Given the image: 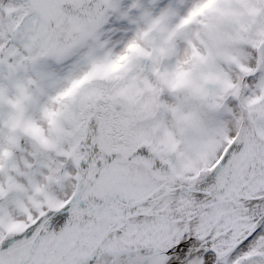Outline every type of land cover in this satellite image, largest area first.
Wrapping results in <instances>:
<instances>
[{
    "label": "rangeland",
    "instance_id": "rangeland-1",
    "mask_svg": "<svg viewBox=\"0 0 264 264\" xmlns=\"http://www.w3.org/2000/svg\"><path fill=\"white\" fill-rule=\"evenodd\" d=\"M244 1L219 0L221 7L238 2L242 5L239 9L249 11L250 5L243 7ZM10 2L20 3L22 10L13 15L16 38L7 36L8 43L16 44L17 40L21 44L19 32L28 30L40 58L58 65L52 70L54 74L19 72L31 75L32 80L20 91L15 86L18 98L9 105V131L14 136L0 143V174L6 173V167L12 180L6 183L10 190L5 191L1 176L0 192L6 198L11 194L13 202L2 208L4 195H0V264H171L175 260L188 264L181 255L198 254L205 247L210 253L216 252L213 245L220 247L231 241L234 226L238 228L240 222L257 228L234 252L252 239L257 241V235L264 233V219L256 217L264 211V170L256 165L261 157L254 156L256 149L248 132L243 136V145L229 148L220 160L219 148L226 147L234 135L227 129L209 133L215 144L211 154L200 150V141L193 137L194 126L185 119L176 123L171 148L161 149L156 144L163 97L168 92L173 95V115L181 96L164 78L166 63L187 69L196 58L201 59V48L195 41L199 42L206 32V0ZM258 6V11L246 14L236 27L239 35L231 39L236 45L241 41L248 53L261 52L264 46V0ZM165 10L188 12L175 24L190 25L193 33L189 38L167 37L163 40L166 49L158 45L160 50L154 57L152 51L158 49L154 48L158 42L153 34ZM227 14L226 19L231 20L233 12ZM117 42L125 47L117 46ZM179 42L181 47L177 48ZM96 44L105 48L101 59L112 53L110 61L93 64L92 48ZM140 46L150 51L132 60L133 48ZM82 49L89 64L79 63L74 72L64 73L65 83L81 80L70 93L69 140L63 150L44 143V138L52 134L51 125L62 108V93L68 86H63L59 69L64 70V64ZM234 53L231 49L222 56L232 60ZM260 60L237 65L234 75L230 73L233 68L225 71L223 77L229 84L220 98L207 93L202 101L209 115L226 108L230 101L239 104L231 112L237 124L252 129L264 140V96L247 100L250 88L246 82L262 72ZM4 67L0 58V69ZM208 71L203 69V83L204 77L211 78L212 72ZM37 92L40 98L35 114L25 105ZM1 139L4 141L3 135ZM182 146L190 147L184 167L179 163ZM47 155H54L60 164L52 178L62 181L55 185L47 178L44 166L38 165ZM68 164L75 172L71 185L65 174ZM236 211L239 221L226 225L225 220L236 216ZM255 245L234 261L218 257L215 264H264V239Z\"/></svg>",
    "mask_w": 264,
    "mask_h": 264
},
{
    "label": "bare ground",
    "instance_id": "bare-ground-1",
    "mask_svg": "<svg viewBox=\"0 0 264 264\" xmlns=\"http://www.w3.org/2000/svg\"><path fill=\"white\" fill-rule=\"evenodd\" d=\"M12 0H0V25H3V29H0V58L4 60L5 67L4 69H0V136L3 135L4 141L1 139L0 143H3L5 141L12 140L13 136L11 133V130L9 131V126H11V114L9 111V105L13 104L15 102V97H17V94H15V86L16 88L22 89V87L29 84V82L32 80L31 75H20V73H25L28 71H37L41 72L42 75L44 74H51L53 73V69L55 67V64L57 63L53 61H47L42 60L37 53L34 46H32V40H30L29 32L28 30L22 32L20 31V36L23 38V41L21 44H19L16 40L15 43H8L7 36H13V38H16V30L13 27V15L19 11L21 12L22 6L20 3H13L10 2ZM175 1V0H174ZM243 1V0H242ZM262 0H245L243 2L244 6L250 5V10H242L239 9L242 7V5H238V2H235L236 5H225L224 7H221L223 4L219 2V0H206V4L208 5L207 9L204 10L203 15L208 14L207 18L209 20L206 21V27H205V35H200V41H195L196 45H199L200 53L202 54L201 59L196 58V60L189 65V67L186 69L184 66H173L170 61L166 63V70L164 73L165 80H169L168 85L171 88H175L178 91H180L181 96L178 100V104L176 107V112L171 115L170 111V102L174 98L171 92H168L162 99L161 102V114L158 121V126L160 127L161 131L158 134L156 138V144L161 148H171L173 145V140L175 139V129H176V123L179 119H185L191 122L194 126V132L193 137H196L200 143H201V151H204L206 154H211L212 150H215V144L214 141L210 138L209 133L214 129H227L229 133H233L227 141V146L220 149L219 159L223 158V156L226 154V151L230 148H237L241 147L243 145V139L244 135H247L250 137L252 144L254 145V148L256 149L254 152V156L259 160V163L257 162L256 165H259L264 170V140L257 136L255 132L252 129L244 128L242 129L236 122V118L231 115L232 110L238 109L239 104H234L232 101L227 103V107L218 111L216 114L209 115L206 111V108L204 107V103L202 101V98L207 93H213L216 99L220 98L222 91L224 88L229 84L228 80H226V77H223V73L227 71L228 69H231V74H236V66L237 65H252L255 64L257 61V58L260 57V62L262 63V72L260 74H256L252 79H247L246 82L249 84V95L244 96L247 97V100H253L258 97L264 96V46L262 48L261 52L258 51H252L249 52L245 50V46L242 45L241 41H238V45H236L235 39L231 41L233 35L237 37L239 33H237L236 27L241 23L243 19H245L246 14H249L251 11H258L260 6L258 4H261ZM174 4V3H173ZM226 9V10H225ZM185 10V9H184ZM163 14L160 16L159 22L156 23V28L154 30L153 39H155L158 44L154 46V48H161V50L166 49L164 46V39H166L169 36H172L176 39H182L183 38H189L191 37L193 31L192 27L190 26H183L175 24V20H182L187 16V13L178 12L176 10L175 12H169V11H162ZM232 19H226L227 13H232ZM184 14V15H183ZM234 22V23H233ZM88 22H85L87 24ZM232 23L234 24L232 26ZM203 25V24H202ZM192 31V32H191ZM203 32V30H202ZM236 32V34H235ZM19 35V34H18ZM165 37V38H164ZM19 38V37H18ZM163 38V39H162ZM226 39H229L228 41H224ZM202 39V40H201ZM19 41V39H18ZM163 41V42H162ZM231 41V42H230ZM121 46L124 48L125 45L121 42H117V46ZM115 45V44H114ZM181 43L179 42V46ZM120 46V47H121ZM203 46H204V52H205V58L203 59ZM243 46V47H242ZM91 50V46L89 47ZM116 47L112 48V50H115ZM176 48V49H177ZM84 49V48H83ZM81 50L78 55L72 59H70L67 63H65V69L60 70L59 73L63 76L64 82H62L63 86L66 87L67 84L65 83V71L74 72L79 63L89 64L88 59L86 57V51ZM103 49L98 44H96L95 47L92 48V50L95 51V54L92 58L93 64H96L97 62H104L107 63V61L111 60L107 54L108 57H105V59H101L103 57L102 52ZM234 50L235 55H233L232 60L224 59L222 56L224 53L229 50ZM133 52L131 53L132 60H135L137 57H140L142 55L147 54L150 49H143V46L133 48ZM158 49L153 50L154 57L157 56ZM111 52V50H108ZM156 51V52H155ZM199 53V54H200ZM79 56L78 59H76ZM112 57V53L111 56ZM130 57V58H131ZM40 58V59H39ZM101 60V61H100ZM91 62V64H92ZM82 63V64H83ZM60 66H62L60 64ZM93 65L90 67L92 68ZM209 69L208 74L212 72L211 78L209 80V77H204L206 80L203 83V79L201 77L203 73V68ZM74 68V69H73ZM179 68V69H178ZM13 70V71H12ZM74 70V71H73ZM12 71V72H11ZM181 71L183 73H181ZM20 72V73H19ZM54 74V73H53ZM47 79H49V76H45ZM68 77H73V75H69ZM171 77V78H170ZM28 79V80H27ZM73 79V78H72ZM228 79V78H227ZM51 80V79H50ZM81 79L73 80L71 84H68V86L64 89V92L62 94V108L59 111L57 115H55V123L51 125L53 126L52 134L46 136L47 138H44V143L49 145H57L60 146L61 149L65 150L68 140H69V130H68V104L70 99V93L73 89V87L80 81ZM63 81V80H61ZM219 81V82H218ZM28 82V83H27ZM218 82V83H217ZM32 85V82L30 83ZM42 95V91L39 89V96ZM19 95V92H18ZM243 97V98H244ZM250 97V98H249ZM19 98L21 99V96L19 95ZM40 97H38V92L35 94H32V98L27 103L26 108L33 109L34 113L37 114L36 111V105L38 104ZM195 102L192 103L193 100ZM22 104V101H20ZM34 103V104H33ZM242 103V102H241ZM26 104V103H24ZM169 119V123L166 122ZM168 125V129L165 128V126ZM248 129V131H247ZM50 131V132H51ZM55 131V132H54ZM21 135V134H20ZM22 136V135H21ZM229 142V143H228ZM7 143V142H6ZM4 147H6L4 145ZM217 148V149H218ZM179 163L184 167L186 164H188V156H187V150H190L189 146H182L181 149H179ZM30 154L31 151L29 150ZM263 158V159H262ZM54 155H47L44 157L40 162H38V165H43L47 175V178L49 181L55 185V183L62 181V179H53L52 174L57 173V170L59 169L60 164L56 162ZM6 161L3 162V166L6 165ZM261 165V166H260ZM240 166V165H239ZM4 171L6 173H1L0 177L4 176V186L2 187L5 189V191L10 190L9 186H7L6 183L11 181V175L10 170L4 168ZM9 174V175H8ZM66 174V180L69 181V184H73L74 179V170L72 169L71 165L68 164L65 170ZM259 178V177H258ZM255 182L257 183L258 179L255 178ZM64 180V179H63ZM173 184V182H170ZM53 191L55 192L56 187H52ZM166 189V188H164ZM227 192V191H226ZM225 192V193H226ZM0 195H4L2 202V208H7V206H10V203L12 201V195L10 194L7 198L5 193L0 192ZM59 196V195H58ZM191 199V198H190ZM193 199L198 198H192L190 201H193ZM13 202V201H12ZM191 206H193L191 204ZM264 208H261L263 210ZM231 219H226L225 224L229 225V223H236L239 221L241 217H238V213ZM253 214V213H252ZM251 214V215H252ZM224 215V214H223ZM245 215V213H244ZM247 216V214H246ZM257 218L264 219V211L259 212L256 216ZM26 218V217H25ZM29 218V217H27ZM26 218V220H27ZM24 221V220H22ZM21 221V222H22ZM240 225L245 228L235 227L234 226V232L232 235H234L233 239L227 242H223V244L218 247L216 245H213L217 247V251H213L210 253V250H206L208 252H200V253H185L181 255V259H186L188 264H199L201 261H206V264H215V261L218 257H226V260L234 261L238 259L241 255L246 254L249 252V250H253L255 248V244H258V241L264 239V233L258 234L257 241L256 239H252L246 246L242 247L241 250L234 252L235 247L239 246L246 240L252 233L253 230L256 229L252 226L250 228L248 224H245L244 222H240ZM246 226V227H244ZM257 243H256V242ZM212 245V244H211ZM255 245V246H254ZM214 247V248H215ZM232 251V252H231ZM128 253V252H127ZM123 253L122 255H124ZM118 255V254H117ZM97 256V254H96ZM125 256V255H124ZM178 257V256H176ZM184 259V260H185ZM134 261V259H133ZM131 261V263L133 262ZM229 261V262H230ZM171 264H179L178 260H175L174 262L171 261Z\"/></svg>",
    "mask_w": 264,
    "mask_h": 264
}]
</instances>
